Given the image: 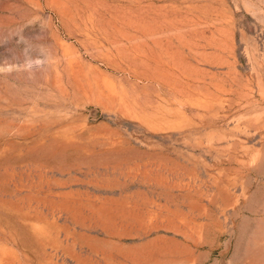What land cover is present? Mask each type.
Instances as JSON below:
<instances>
[{"label":"rangeland","instance_id":"374dc122","mask_svg":"<svg viewBox=\"0 0 264 264\" xmlns=\"http://www.w3.org/2000/svg\"><path fill=\"white\" fill-rule=\"evenodd\" d=\"M0 264H264V0H0Z\"/></svg>","mask_w":264,"mask_h":264}]
</instances>
